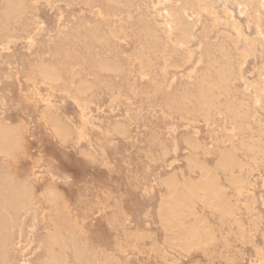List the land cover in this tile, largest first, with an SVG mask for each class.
I'll list each match as a JSON object with an SVG mask.
<instances>
[{"label":"bare ground","instance_id":"1","mask_svg":"<svg viewBox=\"0 0 264 264\" xmlns=\"http://www.w3.org/2000/svg\"><path fill=\"white\" fill-rule=\"evenodd\" d=\"M25 1L5 0L2 24L6 29L11 21L18 23L24 17ZM107 1L128 5L134 0ZM230 5L237 9L239 17L245 19L247 30L254 27L253 36L244 34V26L236 19L235 12L229 9ZM152 7L162 19L161 23L155 24L163 31L164 38L160 39L156 31L148 28L145 29L146 35L155 40V45H167L169 51H181L192 58L189 44L195 38L197 28L202 27L208 33H216L205 68L182 90L164 91L153 71H148L146 76L163 93L164 104L169 111L201 117L210 128V139L218 146L215 149V162L211 167L199 159L198 154L204 150V146L198 138V132L192 130V133L185 136L188 174L182 173L179 177L172 173L159 179L157 184L161 196L156 208V218L165 236L166 248L153 243L150 251L158 259L157 264H179L176 257L169 253L171 250L177 255L200 253L209 264H238L244 260V252L234 247V244L239 243L243 247L250 245L258 250L254 237L264 222L261 212L256 209L255 196L249 198L252 172L264 166V66L254 68L251 76H244L246 60L255 57L259 51L264 53V0H153ZM202 14L209 19L203 22ZM221 27L225 30H220ZM95 38L99 39L94 36L93 39ZM86 52L90 54L91 49H86ZM64 56L62 60L65 63L61 66L39 60L36 63L29 62L22 68L26 90L20 89L16 95H11L9 104L32 111L27 116L22 112L12 122L0 117V159L12 168L0 173V201L15 207L38 203L44 208L43 211L49 213L50 221L56 227L74 223L72 209L76 202L72 199L71 192L68 193L55 182L54 175L47 174L48 178L41 176L42 179H39L35 168L43 159H31V128L36 129L47 142L59 146L61 154H65L64 149L76 151L82 141L88 143V150L82 151L79 148L81 161L63 163L67 170L80 178L89 172H97L99 177L104 171H110L108 147L113 143L112 137H126L129 133L127 125L120 120L106 129L96 124L98 118L95 119L89 110V105L98 97L96 83L80 77V73L72 65L83 54L67 52ZM98 56L97 54L92 59L96 74L116 75L123 71L124 68L114 60ZM145 60L141 59V67L152 68V60L148 57ZM18 85L20 86L19 82ZM40 85L45 86V95L39 90ZM67 100L77 108L78 122L68 112H64ZM32 112L35 114L34 120L30 116ZM19 162L25 163V166H20ZM96 165L99 166V171L93 169ZM109 191L96 202V207L103 215L100 217L102 221L99 219L98 223H105L108 230L115 227L121 231L122 238L116 241L120 251H139L144 240L150 239V236L140 231H129L120 224L114 225L113 222L117 219L113 218L111 222L112 219L105 210L113 192ZM74 192L76 191L72 194ZM261 199L264 205V195ZM111 200L117 208L119 199L112 197ZM77 202L81 203L82 199L78 198ZM86 210L92 212V209ZM80 213L82 215V210ZM83 215L87 218V212ZM8 231L6 213L0 209V264H8ZM46 242L45 264H93L100 256L104 264H121L115 255L106 253L103 243L100 250L90 251L84 244H76L70 239V247L57 231L48 233ZM247 264H264V253H258Z\"/></svg>","mask_w":264,"mask_h":264},{"label":"rangeland","instance_id":"2","mask_svg":"<svg viewBox=\"0 0 264 264\" xmlns=\"http://www.w3.org/2000/svg\"><path fill=\"white\" fill-rule=\"evenodd\" d=\"M109 2L107 0H26L24 17L18 23L11 21V25L6 29L3 25L2 13L5 0H0V117L12 122L17 116H21L22 112L27 116L32 111L29 109L28 112L22 110L23 107L15 108L9 104L11 95H16L20 89L26 90L21 69L29 62L36 63L42 60L50 65L61 66L65 63L62 59L67 52L73 54L82 52L83 57L72 62V65L80 73V77L96 83L98 97L89 105L91 111L89 112L95 119L98 118L96 124L106 129L120 120L127 125L129 132L126 137H112L113 143L108 147L110 171H104L99 177L97 172L94 174L89 172L80 178L67 170L63 163L81 161L82 158L78 155L79 148H82V151L88 150V143L82 141L76 151L71 148L64 149L65 154H61L59 146L47 142L36 129L31 128V159H43L35 171L40 180L41 176L48 178L47 174L54 175L55 182L68 193L71 192L70 195L76 202L72 209L74 223L56 227L51 223L49 213L43 211L44 208L38 203L15 207L8 202L0 201V209L6 213L9 226L6 234L8 264H45L47 234L54 231H57L69 246L70 239L76 244L82 246L84 244L90 251H98L104 244L103 249L105 248L106 253L115 255L121 264H157L158 259L150 251L152 244L166 248L165 236L156 218V208L161 196L157 184L159 179L172 173H176L179 177L182 173L188 174L184 138L192 133V130L198 132V138L204 146V150L198 154L199 159L211 167L214 165L215 149L218 145L210 139V128L206 126L205 121L198 116L169 111L165 107L163 93L150 83L146 75L148 71L149 73L153 71L155 79L164 91L182 90L205 68L210 45L215 41L216 33H208L202 27H198L195 38L189 44L193 53L192 58H188L181 51H169L165 44L155 45V40L146 35L145 29L148 28L156 31L160 39L164 38L163 31L156 25L161 23L162 19L154 12L153 0H134L128 5L122 4L123 6ZM229 9L235 12L236 19L244 26V34L253 36L254 27L251 26L247 30L245 19L238 16L237 9L231 5ZM201 17L203 22L209 19L205 14ZM220 30L225 29L221 27ZM232 35L235 37L234 33ZM94 36L99 39H93ZM99 40L102 42L99 43ZM85 48L91 49L90 54H87ZM97 54L98 57L106 56L114 60L122 66V69L124 68L123 71L116 75L96 74L92 67V59ZM145 57L152 60V68L141 67L140 61L142 58L145 60ZM262 66H264V53L259 51L255 57L246 60L244 76H251L254 68ZM39 90L45 95L44 85H40ZM63 110L78 122V110L71 101H66ZM30 116L32 120L35 119L34 113ZM18 164L25 166V163ZM94 167V170L99 171L98 165ZM4 169L12 170L0 159V173ZM251 181L249 198L255 196L256 209L261 212L264 221V205L261 199L264 195V166L252 172ZM108 188L113 192L105 210L107 216L112 219L111 222L113 218L117 219L118 222L117 220L113 222L114 225L120 224L129 231H140L150 236V239L144 240L139 251L131 249L120 251L116 241L121 240V231L115 227L108 230L105 223H98L103 215L96 207V202L110 193ZM73 191L78 193L72 194ZM112 197L120 201L117 208L111 200ZM78 198L82 199L81 203L77 202ZM88 208L92 209V212L86 210ZM83 212H87V218ZM262 225L261 232H257L254 237V242L259 246L258 250H254L250 245L243 247L239 243L234 244V247L244 252V260L238 264H247L255 259L258 253H264L262 248L264 222ZM217 248L219 249V246ZM169 253L176 257L179 264H209L206 257L200 253L177 255L172 250ZM69 255L72 259L71 254ZM93 264H104L101 256Z\"/></svg>","mask_w":264,"mask_h":264}]
</instances>
